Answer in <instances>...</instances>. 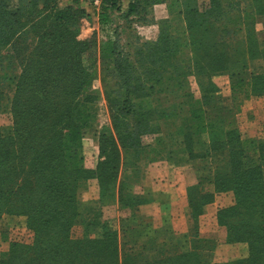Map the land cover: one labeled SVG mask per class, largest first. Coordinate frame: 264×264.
Listing matches in <instances>:
<instances>
[{
	"label": "trees",
	"instance_id": "trees-1",
	"mask_svg": "<svg viewBox=\"0 0 264 264\" xmlns=\"http://www.w3.org/2000/svg\"><path fill=\"white\" fill-rule=\"evenodd\" d=\"M157 5L165 6L166 17L153 16ZM99 10L100 23L119 12L112 22L122 20L128 28L149 19L158 33L153 42L133 44L128 37L121 41L125 32L117 34L116 27L115 38L101 49L100 80L115 134L100 137L103 162L97 172H88L82 137L93 124L94 97L84 95L97 77L93 66L82 63L89 48L78 39L84 10L59 8L56 0H0V102L6 82L1 53L10 50L21 69L16 80L6 78L12 119L0 133V217L23 216L32 233L29 244L11 243L0 264H208L205 253L214 250L215 241L201 236L199 220L225 193L232 194V204L216 211V224L225 229L228 244H246L248 255L212 264H264V141L243 139L234 118L238 107L220 105L214 83L218 76L232 79L233 103L250 94L264 101V73L243 81L251 61H264L255 32L264 0H128L124 13L120 0H101ZM227 13L234 20H226ZM173 18L178 33L171 28ZM170 124L172 137L183 139L170 144L167 154L176 157L181 150V164L200 160L207 171L186 189L188 253L156 244L159 234L145 231L149 218L137 215L152 204L151 197L117 178L119 151L124 157L137 152L149 136L157 138V146L165 139L161 125ZM147 148L153 152L152 145ZM218 157L220 165L212 161ZM93 176L108 179L112 204L130 214L117 232L128 235V243L118 244L108 232L92 238L88 223L80 220L79 182ZM75 227L82 228L79 238L72 236ZM154 246L155 258L144 261Z\"/></svg>",
	"mask_w": 264,
	"mask_h": 264
},
{
	"label": "rangeland",
	"instance_id": "rangeland-1",
	"mask_svg": "<svg viewBox=\"0 0 264 264\" xmlns=\"http://www.w3.org/2000/svg\"><path fill=\"white\" fill-rule=\"evenodd\" d=\"M59 8H67L68 6L78 7L84 10L85 17L80 21V29L79 36L81 34L82 27L84 28L86 22L91 30L90 34H88L87 39H80L81 41H87L89 48L88 51L82 57V63L84 67L90 68L94 67L96 71V80L93 81L88 87L84 96L89 95L94 97V103L90 106L91 115L93 116V124L90 128L86 129L83 137H82V157H83V167L88 172H97L98 165L103 162V158L100 155L99 150V139L102 136H109L110 138H114V130L112 127L111 116L108 108V104L105 100V89L103 83L101 82V49L106 46L108 42H112L115 38L116 34H114L115 28L118 27L117 34L124 30L125 34H121V41H123L126 37H128L129 41L134 44V42H153L157 38L158 27L155 24H151L149 19H145V22H134L128 26L122 20H114L112 22V15L119 16L118 13H109V17L104 23H100L98 19V13H100L99 7L101 0H99L98 5H94L91 2H79L75 0H56ZM127 0H120V13H124ZM158 6V5H157ZM155 7V6H154ZM151 8V13L155 18L166 17L167 12L165 6ZM234 14H226V20H234ZM150 18V17H147ZM147 20V21H146ZM171 28H175L177 33L180 31V24L173 18L170 22ZM86 25V26H87ZM85 26V27H86ZM87 26V27H88ZM86 27V28H87ZM178 29V30H177ZM2 71L1 76L5 79L4 84V97L0 102V133L3 134L4 131L9 129L11 124V114H10V105L9 101L12 96V86L9 81H7V77L13 78V80L18 77L21 72V69L18 67L16 63V59L14 54L7 50L6 52H2ZM228 78L226 76H218L214 78V83L219 88V93L226 97L228 93L227 87L229 86ZM10 84V85H9ZM189 84L195 96H198V90L195 84V80L193 78L189 79ZM83 96V97H84ZM252 106H247V108H251ZM245 113L247 116H240L238 119L239 122V130L242 133L243 139H253L258 142L264 141V101L261 99L257 105H255L254 111L252 109H247ZM177 125V123H176ZM161 128L164 133L165 139L162 142H159L156 146V140L154 137H146L143 138L140 143V148H138L137 152L130 150L128 154H122V151H119V169H118V179L122 177L126 178L127 182L132 185V189L136 193L141 192V188L143 189V185H151L155 179L161 180V177H156L162 175L166 179H171L174 181L176 179V171H178L179 167L183 163L181 150L177 151L176 157L172 155L169 156L167 151L169 149V145L182 141L183 136L177 135L176 137H172V133L175 130V126L170 125H161ZM258 129V131H257ZM256 131L258 133H256ZM169 134V136H167ZM258 138V140L256 139ZM148 145H152L153 152H149ZM181 146V144H180ZM182 148V147H181ZM173 149V148H172ZM160 151L157 154V151ZM176 150V149H174ZM178 150V148H177ZM184 150V148H183ZM163 151V152H162ZM127 155V156H126ZM123 158H126L123 163ZM216 162L217 165H220V159L215 158L212 160ZM124 164V165H123ZM156 164H160L158 172H156L155 167ZM193 168L201 177L206 176L205 165L200 160H195L191 162ZM123 165V166H122ZM175 171V172H174ZM101 175V174H100ZM103 176V175H102ZM188 176V175H187ZM186 176V177H187ZM82 186L79 190L78 196L76 197V205L77 210L80 213V220L84 223H88L89 225V233L92 238H102L105 233H115L116 240L118 244H126L129 241L128 235H123L117 233L118 221L123 216V211L118 209L117 204H112V185L109 184L108 179L106 178H96V176L86 178L82 180ZM135 183V184H134ZM147 186V187H148ZM165 192V195L171 194L169 188L162 189ZM110 192V193H109ZM169 194V195H170ZM231 194V193H229ZM223 195V194H219ZM217 195V196H219ZM232 195V194H231ZM216 196V197H217ZM233 198V196H232ZM228 200H219L217 205L223 206L226 205ZM178 208V214L181 213L180 205L176 203V209ZM214 207H207L206 215L207 218L205 221L203 220L201 224H199V232L201 236L205 238H209L215 241L216 254L215 260L217 262L222 263L223 260L227 262H232L235 260L243 259L248 255V249L246 244H230L231 247H226L220 244L221 236L225 235L226 241V231L219 229L217 227L215 216L213 215ZM157 211V207L153 204L143 206L142 213L145 216H149L153 218L154 213ZM120 216H119V215ZM117 215L119 217H117ZM213 215V216H212ZM180 219V217H179ZM209 223L205 224V223ZM180 222L176 224V230L180 227ZM80 227H75L72 231V236L74 238H79L81 235ZM225 231V232H224ZM129 237V238H128ZM32 240V233L28 230L27 227V219L23 216H15V215H1L0 217V257L2 254H5L9 250V246L11 243H23L29 244ZM221 245V247H218Z\"/></svg>",
	"mask_w": 264,
	"mask_h": 264
},
{
	"label": "crops",
	"instance_id": "crops-1",
	"mask_svg": "<svg viewBox=\"0 0 264 264\" xmlns=\"http://www.w3.org/2000/svg\"><path fill=\"white\" fill-rule=\"evenodd\" d=\"M127 4H128V0H127ZM126 4V6H127ZM126 6H123V8H126ZM159 8V7H163V5H158L155 6L154 8ZM89 24L86 22L85 26ZM84 26V28L82 27L81 30V34L79 36L80 39H87L88 38V34H90L91 30L89 28V26L86 28ZM255 32L258 38V42L259 45L262 49H264V15L258 17L255 21ZM88 33V34H87ZM78 38V39H79ZM264 73V61L262 59H256L251 61L248 64V67L245 71V75H244V83H248L250 81V79L252 78V76H256V75H261ZM234 80H236V78H233ZM231 78L228 79L227 83H228V95L226 97L222 96L219 93L220 99H221V103H219L220 105H229V106H235L238 107V109L236 110V114L234 116L235 118V122L237 124V127L239 128V122L238 119L240 116H247L248 110L247 109H252L254 111L255 109V105H257L259 102H261V98H256L254 95L250 94L249 97H244L243 99H240L239 101L233 103V100L231 98V87H230V82H231ZM247 106H252L251 108H247ZM245 111H247V113H245ZM263 119H264V114H263ZM258 131V129H257ZM256 131V133H258ZM242 134V133H241ZM242 136V135H241ZM258 140V138H256ZM160 167V164H156V167L154 170H156V172H158V169ZM175 172V171H174ZM207 174V171H204ZM160 174V173H159ZM157 175L156 177H161V180L155 179V181H153L151 183V185H143V189L141 188V192L139 194H144L148 197H151L152 199V204L155 205V207H157V211L154 213L153 218H150L149 216H145L142 213V209L143 206L140 207L139 212H138V216L140 217H146L149 218V221L151 222V225H149L145 231L153 233V234H159L160 238H158L156 242L157 245H160L161 247H163V249H168V248H173V247H177L179 250L188 253L191 249H190V243H189V239H188V215H187V194H186V189L189 186H193L196 183V178L199 176L198 173L195 171V169L193 168V165L191 164V162L188 163H184L182 164L178 171H176V179L171 180V179H166L162 176V175ZM188 175V176H187ZM187 176V177H186ZM148 186V187H147ZM168 189L171 191V194H167L165 195L164 190L162 189ZM228 200V202L226 203V205L224 206H228L232 204V195L229 193H225L223 195H219L216 197L215 202L208 206L209 208H213L214 207V212L213 215L216 214V211L220 208H222L223 206H218L217 203L219 200ZM176 203H178L180 205V209H181V213L178 214V208L176 209ZM207 211V210H206ZM122 212V211H121ZM123 216H119L121 217L118 221V228H117V232L119 231V226H120V220L121 219H125L128 216H130V214L127 211H123ZM117 215V217H119ZM212 215V216H213ZM180 217V219H179ZM207 218V215L205 214L204 216H202L199 220V224H201V222ZM178 222H180V228L178 230H176V224H178ZM208 224L209 223H205ZM218 227V226H217ZM219 229H222L220 227H218ZM143 230V229H142ZM223 230H225L223 228ZM144 231V232H145ZM225 232V231H224ZM201 234V233H200ZM204 237V236H202ZM205 238V237H204ZM207 238V237H206ZM219 243L221 244H225L223 245L228 247H231L232 245L228 244L225 241V235L221 236ZM218 243V247H221V245H219ZM185 246V248L183 249V247ZM157 249V246H156ZM154 249L153 247H149V249L143 254L144 256L142 257L145 261L150 262L155 258L156 253L158 252L157 250ZM216 249H214L213 251H211L210 253H205L209 256V263L208 264H212V263H219L217 262V260H215V253ZM224 262L222 263H228L227 261L223 260Z\"/></svg>",
	"mask_w": 264,
	"mask_h": 264
},
{
	"label": "built area",
	"instance_id": "built-area-1",
	"mask_svg": "<svg viewBox=\"0 0 264 264\" xmlns=\"http://www.w3.org/2000/svg\"><path fill=\"white\" fill-rule=\"evenodd\" d=\"M75 1H79L81 3H83V2H91L94 5H98V3H99V0H75Z\"/></svg>",
	"mask_w": 264,
	"mask_h": 264
}]
</instances>
